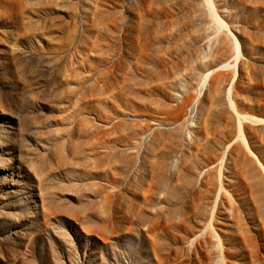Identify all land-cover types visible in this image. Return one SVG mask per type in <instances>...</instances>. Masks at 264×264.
I'll list each match as a JSON object with an SVG mask.
<instances>
[{"label": "rangeland", "instance_id": "rangeland-1", "mask_svg": "<svg viewBox=\"0 0 264 264\" xmlns=\"http://www.w3.org/2000/svg\"><path fill=\"white\" fill-rule=\"evenodd\" d=\"M0 264H264V0H0Z\"/></svg>", "mask_w": 264, "mask_h": 264}, {"label": "bare ground", "instance_id": "bare-ground-1", "mask_svg": "<svg viewBox=\"0 0 264 264\" xmlns=\"http://www.w3.org/2000/svg\"><path fill=\"white\" fill-rule=\"evenodd\" d=\"M212 74L213 73H209V75L207 76L206 81L204 83H206L208 81V79L211 77Z\"/></svg>", "mask_w": 264, "mask_h": 264}]
</instances>
